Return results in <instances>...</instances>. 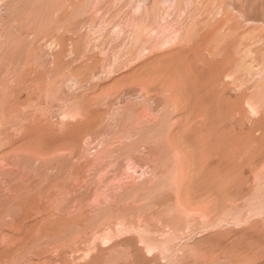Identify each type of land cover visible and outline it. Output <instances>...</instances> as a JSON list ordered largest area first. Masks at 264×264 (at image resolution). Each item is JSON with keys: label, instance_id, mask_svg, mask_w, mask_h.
Returning <instances> with one entry per match:
<instances>
[{"label": "rangeland", "instance_id": "1", "mask_svg": "<svg viewBox=\"0 0 264 264\" xmlns=\"http://www.w3.org/2000/svg\"><path fill=\"white\" fill-rule=\"evenodd\" d=\"M0 264H264V0H0Z\"/></svg>", "mask_w": 264, "mask_h": 264}]
</instances>
